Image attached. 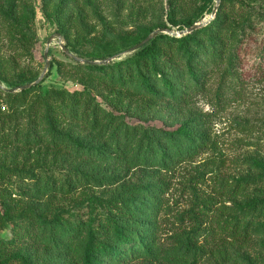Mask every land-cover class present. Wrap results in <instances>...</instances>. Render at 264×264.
Returning <instances> with one entry per match:
<instances>
[{"label":"rangeland","instance_id":"obj_1","mask_svg":"<svg viewBox=\"0 0 264 264\" xmlns=\"http://www.w3.org/2000/svg\"><path fill=\"white\" fill-rule=\"evenodd\" d=\"M221 3L217 0H0L1 85L9 88L11 83H36L46 69L44 55L48 41L57 34L62 35L63 43L71 50L81 51L89 59L103 60L133 42L140 33L153 32L150 34L153 35L162 31L159 34L181 39L188 30H180L181 24L189 19L197 24L210 21V25L216 20ZM244 6L250 10V16L248 13L245 18L253 24V29L248 30L250 38L244 45L242 56L247 65L241 80L224 79V69L216 71L207 92L181 107L169 98L149 105L148 99L131 95L118 100L121 105L115 107L111 101L117 95L103 86L102 74L89 70L84 60L74 61L65 55L59 41L54 40L49 47V71L31 101L42 95L49 102L58 103L65 96L86 90L94 106L109 114L86 117L81 110L80 118L70 117L57 125L45 118L44 127L37 130L26 118L24 107L17 106L13 113L10 105L2 101L1 111L12 114L9 119L12 122L7 124L0 119V204L6 192V196L12 197L8 199L11 214L17 215L6 229L0 227V238L13 239L12 229L21 222L19 215L23 211L36 212L48 205L49 197L35 195L33 176L70 187L66 200L56 206L80 217L90 212L91 200L109 201L133 187L165 185V211L159 219L158 239L165 259L161 255L147 261L135 259L131 264H172L167 262L172 251L185 256L184 252L179 253L183 243L179 238L186 236L194 225L189 213L202 206H207V211L201 219L205 227L198 244L205 248L206 256L199 264H264V215L242 211V206L251 200L264 203V76L255 72L258 64L264 66V2L246 0ZM11 7L15 10L14 22L6 15ZM173 20L181 26H174ZM22 49L24 53H20ZM135 52L126 51L111 62H124ZM97 62L101 65L104 61ZM79 69L81 72L77 73ZM125 119L138 129L145 127L141 119H148L149 126L156 128L184 126L195 140L206 145L192 159L174 163L168 170L116 164L106 158L113 159L121 152L114 145L118 140L115 131ZM17 127L23 131L20 136L12 133ZM40 134L52 141L69 143L73 148L53 150L47 145L27 143V138L34 139ZM78 145L105 154L106 158L89 159L90 154L79 151ZM241 182L243 189L235 192ZM245 215L251 235L244 244L224 243L222 235L211 234L219 223ZM29 223H21L29 227L24 251L33 255L38 246L29 237L36 233ZM223 247L228 257L217 254ZM55 256L60 258L63 253L56 251Z\"/></svg>","mask_w":264,"mask_h":264},{"label":"trees","instance_id":"obj_2","mask_svg":"<svg viewBox=\"0 0 264 264\" xmlns=\"http://www.w3.org/2000/svg\"><path fill=\"white\" fill-rule=\"evenodd\" d=\"M221 2L216 20L210 25L181 39L159 34L124 62L107 61L126 51L131 52L153 32L138 34L133 42L103 60L89 59L83 52L66 47L75 57L74 61L77 59L89 62L104 61L101 65L87 63L86 66L92 72H100L103 86L117 95L116 99L111 101L115 107L120 106L118 100L127 95L146 98L150 101L149 105L169 98L181 107L195 96L207 92V85L216 71L224 69L223 77L230 81H239L244 75L247 62L242 55L244 45L250 38L248 30L253 29V24L245 18L248 13L250 16V10L245 9L246 0H221ZM6 15L11 21H15L13 7ZM172 23L174 26L182 25L180 30L183 31L191 29L198 22L189 19L181 25L174 20ZM163 27L167 29L165 25ZM24 52V49L20 50V53ZM80 72L79 69L77 73ZM255 72L263 77V64H258ZM31 83L17 82L9 84V88L0 87V119L4 123L12 122L9 121L12 119V114L10 116L1 111L2 101L10 105L13 113L17 106L24 107L26 118L37 130L44 127L45 118L57 125L70 117L80 118L81 110L86 117L100 118L109 114L102 107L94 106L86 90L75 92L69 97L65 96L58 103L49 102L42 95L31 101L32 94L41 85L17 93L10 92ZM127 109L129 110V106ZM141 120L139 121L145 127L140 129L126 119L117 127L115 135L118 140L114 145L121 152L113 159L80 145L77 146L78 150L90 154L89 159L106 158L116 164H128L131 167L147 165L148 168L168 170L174 163L182 162L186 158L192 159L206 145L203 141L195 140L184 126L168 128L163 125L156 128L149 126L148 119ZM12 133L20 136L23 131L17 127ZM17 140L19 141L20 138ZM31 141L36 145L52 147L53 150L62 147L73 148L69 143L52 141L42 134L34 139L27 138V143ZM31 179L36 180L35 195L49 197L48 205L36 212L23 211L19 215L21 222L16 223L12 229L13 239L8 241L0 238V264H131L135 259L147 261L157 259L164 254L159 248L158 239L159 219L165 211L164 195L167 191L165 185L133 187L109 201L91 200L90 212L85 214L86 217H80L79 214L57 209L56 205L63 203L69 195L70 187L64 184L58 185L52 179L42 181L35 176ZM242 183L237 185L235 192L243 189ZM2 198L0 227L4 230L17 214L12 215L9 208L8 199L12 197L6 196L4 192ZM206 211L207 206H202L189 213L194 225L186 236L179 238V242H183L180 243L179 253L184 252L185 256L172 251L167 262L199 264V260L206 256L205 248L202 244L201 246L198 244L203 237L205 226L201 219ZM242 211L264 215V203L251 200L242 206ZM247 217L248 215L232 216L222 223L218 222V227L212 228L213 232L210 230L211 234L222 235L221 240H224V243L242 245L251 235L248 225H245ZM27 221L36 230L33 236H29L38 246L33 255H27L24 251V240L29 227L21 223ZM127 250L131 251L124 253ZM56 251L62 252L63 256L60 258L55 256ZM216 252L222 256H229L224 247ZM163 258L165 259L164 255Z\"/></svg>","mask_w":264,"mask_h":264},{"label":"water","instance_id":"obj_3","mask_svg":"<svg viewBox=\"0 0 264 264\" xmlns=\"http://www.w3.org/2000/svg\"><path fill=\"white\" fill-rule=\"evenodd\" d=\"M217 2H218V4H219V3L221 2V0H217ZM216 13H217V9H215V11H214V13H213V16H212L213 18H214V16L216 15ZM209 23H210V21H206V22H203V23H200V24H196V25H195L194 27H192L191 29H188L187 31H185L184 34H186V35L192 34V33L195 32L196 30L202 29L203 27L207 26ZM160 32H162V31H158V32H156L155 34L149 36L144 42H142L140 45L136 46L132 51H136V50L142 48L143 46H145L146 44H148V43H149V42H150L155 36H157ZM56 39L59 41V44H60L62 50L65 52V54H66L67 56H70L71 58H75V57L69 52V50L67 49L66 45L63 43L61 35L57 34V35L53 36V37L50 38L49 41H48V49L45 51V55H44V57H45V59H46V61H47V65H46V69H45V71H44V75H43V76H42V77H41L36 83H34V84H32V85H28V86L22 87V88H19V89L14 90V91H10V92L15 93V92H18V90H20V91L29 90V89H31L32 87H36V86H38V85H40V84L42 83V81H43V79H44V76L48 73L49 68H50L49 47L51 46L52 42H53L54 40H56ZM77 60H79V59H77ZM112 60H113V59H110V60H108L107 62H111ZM83 62H85V63H90V64H99L98 62H89V61H83ZM107 62H105V63H107ZM0 87L3 88V86L1 85V82H0Z\"/></svg>","mask_w":264,"mask_h":264}]
</instances>
